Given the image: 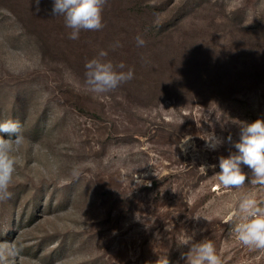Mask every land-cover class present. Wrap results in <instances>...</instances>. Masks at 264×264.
Wrapping results in <instances>:
<instances>
[{
	"label": "rangeland",
	"instance_id": "rangeland-1",
	"mask_svg": "<svg viewBox=\"0 0 264 264\" xmlns=\"http://www.w3.org/2000/svg\"><path fill=\"white\" fill-rule=\"evenodd\" d=\"M53 5L0 0V122L25 137L0 201V242L22 247L9 264H185L194 230L223 264H264L229 222L264 189L213 177L239 139L231 121L264 118V0H108L105 27L76 40ZM101 49L134 78L97 95L84 74Z\"/></svg>",
	"mask_w": 264,
	"mask_h": 264
},
{
	"label": "clouds",
	"instance_id": "clouds-1",
	"mask_svg": "<svg viewBox=\"0 0 264 264\" xmlns=\"http://www.w3.org/2000/svg\"><path fill=\"white\" fill-rule=\"evenodd\" d=\"M37 6L39 0H36ZM108 0H54L52 12L64 17L65 26L71 29L69 39L79 38L81 30L98 31L105 27L103 23V11ZM138 47H143L146 41L142 36L137 35ZM117 42L113 49L121 47ZM108 52L99 50L96 57L85 63L84 84L87 90L93 94L103 95L116 90L120 85L134 78V70L124 69V62L114 64L107 59ZM220 122V119L217 118ZM239 128V139L233 141L231 134L226 138L235 151H230L228 156L219 157V172L213 177L224 189H242L246 185L258 186L264 189V118H257L252 122L233 120ZM224 122H221L223 127ZM0 201L11 198L10 187L16 172V159L14 156V145L21 144L25 137L22 125L18 120L8 119L0 122ZM206 146L215 151L225 143V139L216 136L214 132L207 133ZM191 137H186L181 144L186 143ZM246 166L250 172L243 170ZM215 168L216 165H211ZM206 172V166L200 167ZM135 171V170H134ZM132 180L137 184H145L137 173ZM202 216L192 215V218L199 220ZM206 219L205 217H203ZM207 220V219H206ZM231 223L230 235L234 234L238 241L250 250L264 252V201H258L251 193L243 194L237 207L229 217ZM200 231H205L201 229ZM196 231L191 235L186 233L181 245H186L189 251L181 253V259L185 264H223L221 257L217 254L214 243L208 239L197 242L194 237ZM22 247L15 243L0 242V264H9V261L19 257ZM169 264V260L165 261Z\"/></svg>",
	"mask_w": 264,
	"mask_h": 264
}]
</instances>
